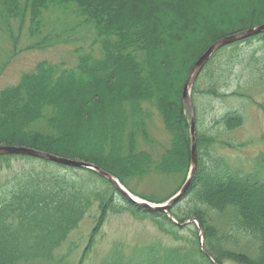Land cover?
Here are the masks:
<instances>
[{
    "label": "trees",
    "instance_id": "trees-1",
    "mask_svg": "<svg viewBox=\"0 0 264 264\" xmlns=\"http://www.w3.org/2000/svg\"><path fill=\"white\" fill-rule=\"evenodd\" d=\"M68 5H77L86 17L84 22L93 25V45L101 47L102 56L81 55L73 67L39 62L16 84L1 90L0 145L27 146L92 162L133 193L131 183L153 171L185 177L191 164V139L183 85L196 59L214 41L248 27L233 28L239 22L254 25L255 21H247L248 10L243 8L244 14L238 16L227 11V24L217 26L214 17L218 15L210 12L213 17L208 26L214 28L195 32V25H206L199 22L200 10H211L206 0H0V9L9 17L20 18L22 24L29 20L31 35L41 33L45 12ZM260 6L263 10L264 0ZM252 11L257 15L259 9ZM168 32L173 34L171 49L164 52ZM209 36L214 38L206 46ZM49 43L45 36L33 46ZM200 47L205 49L197 57ZM173 58L181 76L169 100L172 81L163 70L170 67ZM61 96L70 97L80 117L79 123L73 121L71 131L64 128L70 114ZM150 105L159 109L171 135L170 147L159 159L141 146V141L153 144L148 126ZM195 113L198 165L184 197L188 206L181 214L174 208L171 213L179 223L198 219L204 246L217 264H226L225 257L239 263L264 264V160L244 174L214 156L210 147L217 136L198 131L196 107ZM215 122L235 128L244 120L231 112ZM16 157L0 156V165L10 167ZM47 162L50 166L32 165L17 173L12 186L0 195V264H54L56 251L94 207L99 213L86 252L108 216L123 212L138 219L150 218L161 231L179 238L176 231L182 228L167 214L130 202L95 171ZM210 211L231 214L232 230L257 238V255L246 257L240 251L224 250L222 241L230 235L219 236L211 224ZM196 243L187 248L154 243L128 259L113 251L109 264H214L200 249L198 239Z\"/></svg>",
    "mask_w": 264,
    "mask_h": 264
},
{
    "label": "rangeland",
    "instance_id": "rangeland-1",
    "mask_svg": "<svg viewBox=\"0 0 264 264\" xmlns=\"http://www.w3.org/2000/svg\"><path fill=\"white\" fill-rule=\"evenodd\" d=\"M206 1L211 10L202 8L199 16L200 24L206 25H195L197 28L195 32H205L214 28L208 26L209 20L213 17L212 12L218 15L214 17L215 22L218 23L216 26L227 24L224 20L227 11L231 10L238 16L240 12L244 14L243 8L248 10L247 21H255L254 25L249 26L239 22L233 28H240L241 25L250 28L257 26L256 23L258 25L264 23V9L262 10L260 6V0H217L218 3L214 0ZM256 7L259 9L257 15L252 11ZM85 19L77 5L52 7L44 13L41 33L31 35L28 19L22 24L20 18L9 17L4 12V8L0 9V92L16 84L23 74L32 71L39 62L47 61L64 67H73L81 55L91 54L96 58L101 57L103 53L101 47L98 44L93 45L96 38L95 29L93 25L85 23ZM178 22L180 24L181 20ZM179 27L181 28V25ZM45 36L50 41L49 46H33ZM170 36L173 34L168 32L164 52H167L168 48L171 49ZM211 37L213 36L208 37L206 46L211 41ZM205 47L199 48L197 57ZM175 59L171 60L170 67L163 70V74L172 81L169 100H172L174 96L173 87L178 81L177 77L181 76L175 64L177 59ZM193 88L192 98L198 111V131L217 136V142L210 147L213 155L223 159L231 167L239 169L241 173L251 172L260 161L264 160V32L222 48L210 59ZM215 89H217L216 92H214ZM59 99L64 102V107L70 114V119L67 121L68 127L65 123L64 128L71 131L73 121L74 123L80 121L77 108H74L70 97L61 96ZM147 108L151 114L148 126L153 144L141 141V146L152 153L155 159H159L170 147L171 135L165 128L159 109L151 105ZM231 112H237L243 117L244 123L241 126L227 128L215 122ZM89 147L93 148L92 145ZM9 164H11L10 167L6 164L0 165L1 196L7 191L8 186H12L11 180L15 181L16 174L23 169L28 170L32 165L36 168L50 166L45 160L30 159L20 155L12 158ZM187 176L188 173L185 177H181L167 176L153 171L131 184L135 195L148 196L159 200L153 201L155 203H164L179 191ZM187 206V202L182 198L172 208L175 209L174 212L181 214ZM98 213L97 207L89 211L79 227L71 232L66 242L56 251L54 264H104L106 262L109 264V260L113 258V251L119 252L128 259L134 252L137 254L154 243L162 247L187 248L191 244H197L198 239L201 248L206 241L203 228L196 218L187 219L181 225V230L176 229L179 238H175L172 234L161 231L150 218L138 219L130 213L123 212L108 216L95 236L90 250L86 252ZM210 214L211 224L219 230V236L230 235L222 241L224 250L240 251L246 257L257 255L258 239L243 231L232 230L231 214L219 215L213 211H210ZM228 259L224 258L226 264H245Z\"/></svg>",
    "mask_w": 264,
    "mask_h": 264
},
{
    "label": "water",
    "instance_id": "water-1",
    "mask_svg": "<svg viewBox=\"0 0 264 264\" xmlns=\"http://www.w3.org/2000/svg\"><path fill=\"white\" fill-rule=\"evenodd\" d=\"M264 32V23L243 29L241 31L225 35L216 41H214L195 61L193 66L191 67L186 81L183 86L182 98L184 103L186 104L187 108L190 111L191 115V127H190V134H191V166L184 182L183 186L177 191L173 196H171L166 202L164 203H152L146 199L138 197L131 193L120 181L117 177L112 175L111 173L102 169L99 165L78 160V159H71L65 156L56 155L50 152L42 151L39 149H35L32 147L27 146H17V145H0V156L1 155H28L36 158L47 159L49 161L59 163L65 166H72L78 167L83 169H89L95 171L102 177L106 178L109 182H111L118 192L127 198L132 203H135L139 206H142L150 211H157V212H165L168 213L169 210L172 208L174 204L180 201L188 192L198 165V151H197V132L195 126V109L192 100V87L199 77L201 71L204 69L207 62L213 56V54L221 49L224 46L232 44L234 42L247 39L249 37L255 36ZM205 254L210 258V255L204 250ZM211 259V258H210Z\"/></svg>",
    "mask_w": 264,
    "mask_h": 264
}]
</instances>
